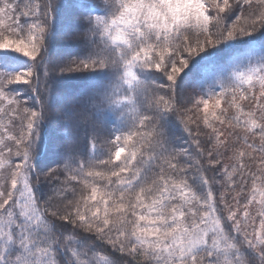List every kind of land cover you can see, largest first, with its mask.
I'll return each instance as SVG.
<instances>
[{
  "label": "snow or ice",
  "instance_id": "1",
  "mask_svg": "<svg viewBox=\"0 0 264 264\" xmlns=\"http://www.w3.org/2000/svg\"><path fill=\"white\" fill-rule=\"evenodd\" d=\"M0 264H264V0H0Z\"/></svg>",
  "mask_w": 264,
  "mask_h": 264
},
{
  "label": "trees",
  "instance_id": "2",
  "mask_svg": "<svg viewBox=\"0 0 264 264\" xmlns=\"http://www.w3.org/2000/svg\"><path fill=\"white\" fill-rule=\"evenodd\" d=\"M69 51H75V49H69ZM84 82L81 80H69L66 84V89L69 92H74L83 87Z\"/></svg>",
  "mask_w": 264,
  "mask_h": 264
}]
</instances>
